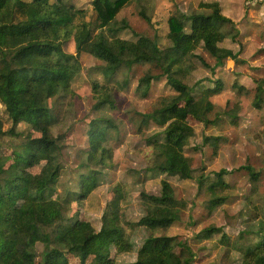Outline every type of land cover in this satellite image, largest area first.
Masks as SVG:
<instances>
[{
	"label": "trees",
	"instance_id": "1",
	"mask_svg": "<svg viewBox=\"0 0 264 264\" xmlns=\"http://www.w3.org/2000/svg\"><path fill=\"white\" fill-rule=\"evenodd\" d=\"M168 1L172 4L167 34L170 44L161 48L157 39L148 35L137 34L136 40L118 36L120 31L130 28L128 21L117 19L125 6L136 3L139 15L151 23L155 0H93L95 24L82 19L83 9L77 8L73 14L57 0H0V104L11 123L5 129L6 120L0 110V141L6 136L10 138L0 145V264H73L71 256L86 258L92 254L89 247L96 234L80 224L79 211L71 216H65L63 211L87 200L100 185L103 169L112 163L113 131L117 125L105 116L94 120L88 130L89 144L83 151V161L71 170L72 183L65 184L61 191L60 176L65 169L61 163L62 145L52 133L60 120L53 108L59 98L73 93L74 79L82 71L79 58L83 52L103 63L100 71L106 83H93L96 99L93 107L97 111L107 105L114 107L115 87L120 90L129 87L127 71L135 65L150 67L136 87L143 95L148 94L153 80L166 78L175 93L161 98L153 112L143 114L138 123L139 132L150 120L163 127L161 140H149L154 147L151 171L182 180L195 179L208 192L209 210L226 202L231 185L224 176L233 171L221 169L214 173V178L203 173L196 175L193 161L185 153L195 129L179 116V110L203 125L219 120L222 114L212 97L221 91V81L215 80L213 87H202L203 80L194 85L187 80L199 65L214 71L228 60L240 62L237 52L221 45L226 40L236 42L239 35L234 21L222 13L218 1L191 12L183 11L176 0ZM123 40L132 45L128 57L116 49ZM71 42L75 52L68 50ZM199 50L215 60L213 67ZM152 68L160 73L153 74ZM120 74L123 77L119 78ZM236 86L243 89L242 85ZM261 93L262 88L257 87L256 107L261 106ZM23 123L27 128L21 130ZM204 142L209 139L206 137ZM171 150L180 156L179 160L169 158ZM41 155H45V162L37 168ZM242 169L256 181L258 175L251 167ZM116 189L119 203L112 213L111 228L120 234L114 239V256L100 254L98 264H118V256L125 253L136 254L131 264H194L193 249L168 233L186 207L170 181H162L157 195L141 192L150 230L141 245L135 243L129 231L134 223L125 218L126 187L118 184ZM41 216L46 220H41ZM62 223L66 230L53 241L52 232ZM219 232L220 228L208 227L200 234L209 239ZM245 239L246 243L239 248L241 264H264V211L258 229L248 231ZM223 241L229 246L225 236ZM39 244L43 245L41 253ZM234 251L230 247L227 253ZM49 256L55 261L47 263Z\"/></svg>",
	"mask_w": 264,
	"mask_h": 264
},
{
	"label": "rangeland",
	"instance_id": "2",
	"mask_svg": "<svg viewBox=\"0 0 264 264\" xmlns=\"http://www.w3.org/2000/svg\"><path fill=\"white\" fill-rule=\"evenodd\" d=\"M59 4L76 13L77 8L83 9L84 21L96 22V11L93 0H57ZM185 12L212 5L217 1L222 13L234 21L238 38L236 42L226 40L222 46L231 48L239 55L240 62L226 61L221 67L211 70L199 67L190 75L187 82L194 85L203 80L202 87H213L215 80L222 83L221 91L212 97L222 116L214 124L203 125L192 117H186L179 110V116L194 127L195 134L185 147V153L193 161L196 175L201 173L214 178L215 172L221 169L233 171L225 175L224 179L230 183L227 190V200L214 210L207 208L208 192L200 188L195 179L182 180L158 171H151L154 164V147L150 139H162L163 127L154 120L138 131V123L143 114L152 113L163 97L170 96L175 90L167 84L166 78L151 82L147 95L138 92L136 87L142 76L149 70L147 65H135L128 72L129 87L120 90L115 87L114 107L109 105L101 110L94 109L93 83L103 84L106 79L100 71L103 64L89 53L80 54L82 71L74 79L73 93L59 98L54 111L60 120L52 128V133L58 137L62 145L61 163L65 166L60 176L59 191L65 184L71 182V170L76 169L83 161V151L88 147V130L94 120L99 117H109L114 120L117 130L113 131L115 139L112 141L114 155L112 163L103 169L100 185L85 201L74 203L64 208V215L71 216L75 211L80 212L81 225L96 234L89 247L92 254L86 258L71 256L73 264H98V255L114 256V239L119 232L113 230L112 213L118 205V184L125 185L127 198L123 202L125 218L134 223L129 230L133 240L141 245L150 234L145 220L146 210L142 203V190L150 194H159L162 181H170L176 189L177 196L186 203V207L178 222L173 223L168 233L178 240L186 241L196 253L194 264H241L240 246L246 243L245 235L248 231L258 229V223L264 211V0H176ZM168 0H155V10L152 21L148 23L138 13L136 3L125 6L117 15L120 21H128L130 28L120 31L122 39L136 40L137 34L155 37L161 48L167 47L170 42L168 17L171 8ZM132 45L125 40L116 45V49L124 57L129 56ZM70 52H75L74 43L68 46ZM198 53L211 67L215 60L207 53L199 50ZM153 74H159L157 69H151ZM126 72V71H124ZM123 77L122 74L119 78ZM236 84L242 85L239 90ZM257 87L262 88L261 106L254 104ZM0 110L6 120L5 129L11 126L0 104ZM233 114V115H232ZM215 115V114H214ZM235 115V116H234ZM216 116H213V119ZM97 123V122H96ZM27 128L23 123L19 129ZM36 133L40 132L36 130ZM209 142H204L205 138ZM0 145L10 140L4 137ZM170 159H180L173 150L169 152ZM45 162V155H41L38 167ZM249 166L258 175L252 181L248 172L242 167ZM22 210L19 211L21 215ZM46 220L45 216L40 217ZM220 228L221 232L211 238H202L200 232L204 228ZM66 230L64 223L55 226L52 240L62 237ZM224 236L229 240V246L223 241ZM232 247L235 251L228 252ZM43 245L39 244L41 253ZM47 263L55 261L49 256ZM135 253L121 254L117 258L118 264H131L135 260ZM39 264V263H37Z\"/></svg>",
	"mask_w": 264,
	"mask_h": 264
}]
</instances>
